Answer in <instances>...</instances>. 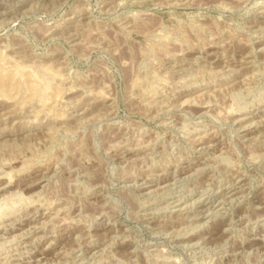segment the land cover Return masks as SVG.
Masks as SVG:
<instances>
[{"label":"rangeland","instance_id":"obj_1","mask_svg":"<svg viewBox=\"0 0 264 264\" xmlns=\"http://www.w3.org/2000/svg\"><path fill=\"white\" fill-rule=\"evenodd\" d=\"M0 264H264V0H0Z\"/></svg>","mask_w":264,"mask_h":264},{"label":"bare ground","instance_id":"obj_2","mask_svg":"<svg viewBox=\"0 0 264 264\" xmlns=\"http://www.w3.org/2000/svg\"><path fill=\"white\" fill-rule=\"evenodd\" d=\"M263 47V46H262ZM182 104V103H181ZM10 182V181H9ZM228 200V199H227ZM207 213V212H206ZM204 221V220H203Z\"/></svg>","mask_w":264,"mask_h":264}]
</instances>
